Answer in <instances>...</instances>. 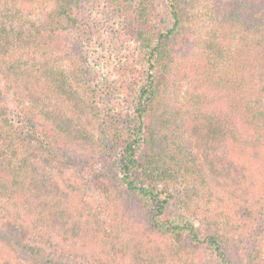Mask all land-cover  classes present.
Wrapping results in <instances>:
<instances>
[{
    "label": "rangeland",
    "instance_id": "rangeland-1",
    "mask_svg": "<svg viewBox=\"0 0 264 264\" xmlns=\"http://www.w3.org/2000/svg\"><path fill=\"white\" fill-rule=\"evenodd\" d=\"M148 1L156 12V30L164 32L171 26L168 0ZM232 1L186 2L182 19L184 31L169 44L178 69H173L175 75L171 77L157 110L154 129L155 139L168 164L187 171L193 198L206 203L220 218L240 220L242 208L252 202L250 189L244 194L233 192L223 178L210 173L191 127L198 114L219 115L226 110V99H220L216 84L211 83L212 87L208 88L196 86L201 83L198 79L202 75L200 70L212 64L215 77L222 74L236 79L240 77L239 60L251 62L255 54L249 33L246 32L242 41L243 30L229 28L226 23ZM53 6L55 0H0V100L2 103L18 100L26 109L35 112L41 121L55 127L61 138L57 153L66 154L70 145L79 146L81 138L78 134L84 133L83 128H87L85 134L88 136L84 140L87 145L96 141L100 128V116L89 107L83 78L99 90L97 101L100 108L97 111L103 113L105 123L111 122L109 117L113 113L117 117L116 137L110 141L119 144L125 129L133 123L138 100L132 79L124 81V76L136 69L130 61L134 44L125 38L123 32H117L119 18L106 0H81L77 14L87 25L82 30L72 28L54 32L40 23ZM237 50L242 53L238 54ZM133 62L136 63L134 59ZM250 65L247 64V69ZM249 75V71L245 73L247 82H250ZM130 76L133 78L134 75ZM88 119L92 121L90 125ZM65 124L68 127L61 128ZM20 125L23 128L24 125ZM33 144L37 145L36 142ZM32 148L13 140L0 123V175L11 180L18 159L28 158L24 174L30 182L32 179L36 181L37 187L31 182L33 189H39L46 204L54 210L65 209V215L56 220L62 224L61 244L66 250L73 249L75 254L82 253L87 259H94L108 258L114 249L128 250L131 247L132 252L139 255L138 264H182L171 250L163 246L161 239L145 236L139 227L141 215L137 205L116 191L119 186L113 185L112 174L117 175V150L112 154L108 153L109 150L91 156L89 166L74 167L65 160L49 162L45 155ZM216 149L218 155L223 153V147ZM59 168L79 177L80 190L87 194V203L74 192L69 194L70 202L66 205L63 200L59 201L54 193L55 181L63 191L68 190V182L59 178ZM98 177H101L100 183L109 186L107 206L102 199L104 195L96 187L102 186L96 181ZM18 210L8 195L0 191V215L5 214L6 221L12 222ZM175 210L173 202L167 208L168 216H176ZM0 231L7 239V242H0L2 260L11 264H72V260L65 258H47L50 249L44 243L36 245L41 249L39 252H33L30 237L12 223L0 221ZM130 257L128 255L127 264H133ZM262 259L264 261V244Z\"/></svg>",
    "mask_w": 264,
    "mask_h": 264
},
{
    "label": "trees",
    "instance_id": "trees-1",
    "mask_svg": "<svg viewBox=\"0 0 264 264\" xmlns=\"http://www.w3.org/2000/svg\"><path fill=\"white\" fill-rule=\"evenodd\" d=\"M187 1L168 0L171 26L164 32H158L154 24L156 12L148 0H106L119 18L117 32H123L125 38L134 44L130 61L136 69L131 70L133 78L127 73L124 81L132 79L138 100L133 123L127 126L119 144L110 141L116 137L117 117L113 113L109 117L111 122L105 123V116L97 111L100 108L97 101L99 90L82 77L89 107L101 119L96 141L89 145L84 141L88 136L85 134L87 128H83L84 133L78 134L81 138L78 140L79 148L70 145L68 153L58 155L61 138L55 127L41 121L35 112L26 109L18 100L5 103L0 100V123L13 140L23 147H33V151L45 155L49 162L58 159L69 161L74 167L89 166L91 156L109 150L108 153L112 154L117 150V175L112 174L113 185L119 186L116 191L137 205L141 215L139 227L145 236L161 239L163 246L171 250L182 264H264V0H234L230 4L226 23L229 28L243 30L242 41L249 33L255 54L251 62L239 60L240 77L236 79L222 74L215 77L212 64L200 70L202 75L198 79L201 83L196 86L208 88L216 84L220 99H226V110L219 115L198 114L191 123L192 135L202 149L210 173L223 178L233 192L244 194L250 189L252 202L242 208L240 220L220 218L206 203L197 202L189 188L187 171L168 164L155 139L156 113L169 81L175 75L173 69H178L169 44L184 31L182 19ZM80 2L55 0V6L40 23L54 32L72 28L82 30L87 25L77 14ZM237 53L242 51L237 50ZM248 63L251 65L247 69ZM248 71L250 82L245 76ZM87 122L89 125L92 123L90 119ZM19 124L24 125L23 128ZM66 127L68 124L61 126ZM33 142L37 145L34 146ZM218 146L223 147L221 155L216 152ZM27 159L26 156L18 159L11 180L0 175V191L3 190L19 209L14 221H6L5 214L0 215V221L12 223L27 234L32 240L33 252H39L41 249L36 245L44 243L50 249L47 258H65L72 260V264H127L128 255L133 264L140 263L139 255L134 254L131 247L128 250L117 248L108 258L94 259H87L82 253L75 254L73 249L66 250L61 244L62 224L56 220L58 216L65 215V209L54 210L46 204L40 190L33 189L32 184L37 187L36 181L32 179L31 184L24 174ZM58 174L61 181L68 182L66 191L60 188L59 183H54V193L59 201L63 200L66 205L70 202L69 194L74 192L87 203V194L80 190L79 177H73L61 168ZM96 181L102 185L96 187L104 195L102 199L107 206L109 186L100 183L101 177ZM173 202L176 216L169 217L167 208ZM0 242H7L3 232L0 233ZM0 264L11 263L0 257Z\"/></svg>",
    "mask_w": 264,
    "mask_h": 264
}]
</instances>
